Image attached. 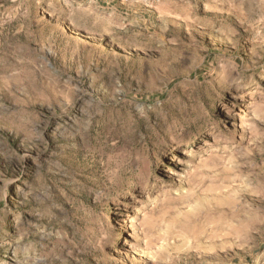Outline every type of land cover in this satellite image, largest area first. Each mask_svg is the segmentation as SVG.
Masks as SVG:
<instances>
[{
  "label": "rangeland",
  "instance_id": "rangeland-1",
  "mask_svg": "<svg viewBox=\"0 0 264 264\" xmlns=\"http://www.w3.org/2000/svg\"><path fill=\"white\" fill-rule=\"evenodd\" d=\"M0 264H264V0H0Z\"/></svg>",
  "mask_w": 264,
  "mask_h": 264
}]
</instances>
